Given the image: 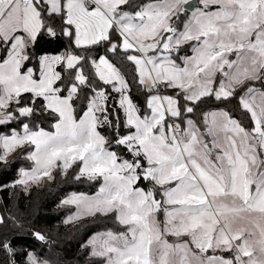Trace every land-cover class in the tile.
I'll return each mask as SVG.
<instances>
[{
  "label": "snow or ice",
  "instance_id": "obj_1",
  "mask_svg": "<svg viewBox=\"0 0 264 264\" xmlns=\"http://www.w3.org/2000/svg\"><path fill=\"white\" fill-rule=\"evenodd\" d=\"M24 160L0 191L91 189L56 204L97 229L83 264H264V0H0V166ZM30 214L0 203V264H66Z\"/></svg>",
  "mask_w": 264,
  "mask_h": 264
},
{
  "label": "trees",
  "instance_id": "obj_2",
  "mask_svg": "<svg viewBox=\"0 0 264 264\" xmlns=\"http://www.w3.org/2000/svg\"><path fill=\"white\" fill-rule=\"evenodd\" d=\"M28 166L29 162L26 160L10 164L7 169L0 166V183L14 181L17 178V169ZM70 191L89 192L91 189L86 185H75L70 176L67 179L57 176L56 181L51 185L41 188L33 187L27 197L19 187H9L8 191H0V203L4 205L19 204L21 212L31 211L28 220L22 221V223L27 226L30 222L33 228L42 230L50 239L58 242V247L52 249L55 253L54 258L58 257L66 261V264H83L78 243L86 232L97 229L81 227L80 232L77 233L75 228L61 224L64 211L58 209L56 204ZM89 223L87 220L84 221L85 226ZM100 226L97 225V228Z\"/></svg>",
  "mask_w": 264,
  "mask_h": 264
},
{
  "label": "crops",
  "instance_id": "obj_3",
  "mask_svg": "<svg viewBox=\"0 0 264 264\" xmlns=\"http://www.w3.org/2000/svg\"><path fill=\"white\" fill-rule=\"evenodd\" d=\"M0 200H1V194H0Z\"/></svg>",
  "mask_w": 264,
  "mask_h": 264
},
{
  "label": "water",
  "instance_id": "obj_4",
  "mask_svg": "<svg viewBox=\"0 0 264 264\" xmlns=\"http://www.w3.org/2000/svg\"><path fill=\"white\" fill-rule=\"evenodd\" d=\"M193 2H196V0H193Z\"/></svg>",
  "mask_w": 264,
  "mask_h": 264
},
{
  "label": "rangeland",
  "instance_id": "obj_5",
  "mask_svg": "<svg viewBox=\"0 0 264 264\" xmlns=\"http://www.w3.org/2000/svg\"><path fill=\"white\" fill-rule=\"evenodd\" d=\"M24 168H26V167H24ZM71 192V191H70ZM69 193V192H68Z\"/></svg>",
  "mask_w": 264,
  "mask_h": 264
}]
</instances>
